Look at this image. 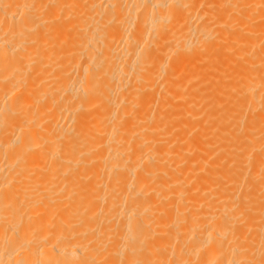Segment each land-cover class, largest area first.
<instances>
[{"label": "bare ground", "instance_id": "obj_1", "mask_svg": "<svg viewBox=\"0 0 264 264\" xmlns=\"http://www.w3.org/2000/svg\"><path fill=\"white\" fill-rule=\"evenodd\" d=\"M0 264H264V0H0Z\"/></svg>", "mask_w": 264, "mask_h": 264}]
</instances>
